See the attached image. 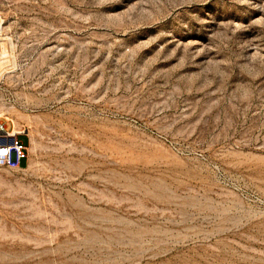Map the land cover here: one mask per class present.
<instances>
[{"label": "rangeland", "instance_id": "374dc122", "mask_svg": "<svg viewBox=\"0 0 264 264\" xmlns=\"http://www.w3.org/2000/svg\"><path fill=\"white\" fill-rule=\"evenodd\" d=\"M0 121V264H264V0H0Z\"/></svg>", "mask_w": 264, "mask_h": 264}, {"label": "built area", "instance_id": "2783aa9c", "mask_svg": "<svg viewBox=\"0 0 264 264\" xmlns=\"http://www.w3.org/2000/svg\"><path fill=\"white\" fill-rule=\"evenodd\" d=\"M8 121H0V167L20 169L29 158L31 137L26 128H19L12 124L7 127ZM26 136L25 143L20 136Z\"/></svg>", "mask_w": 264, "mask_h": 264}, {"label": "bare ground", "instance_id": "6f19581e", "mask_svg": "<svg viewBox=\"0 0 264 264\" xmlns=\"http://www.w3.org/2000/svg\"><path fill=\"white\" fill-rule=\"evenodd\" d=\"M15 125H16V123H15Z\"/></svg>", "mask_w": 264, "mask_h": 264}]
</instances>
